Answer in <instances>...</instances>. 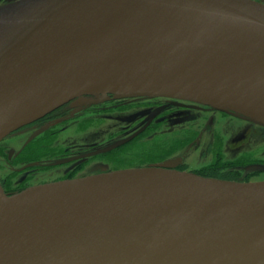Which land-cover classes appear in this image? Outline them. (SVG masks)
Returning <instances> with one entry per match:
<instances>
[{
    "label": "water",
    "instance_id": "obj_1",
    "mask_svg": "<svg viewBox=\"0 0 264 264\" xmlns=\"http://www.w3.org/2000/svg\"><path fill=\"white\" fill-rule=\"evenodd\" d=\"M84 95L165 97L264 126V5L23 0L0 7V141ZM0 264H264V181L175 160L0 185Z\"/></svg>",
    "mask_w": 264,
    "mask_h": 264
},
{
    "label": "flooded vegetation",
    "instance_id": "obj_2",
    "mask_svg": "<svg viewBox=\"0 0 264 264\" xmlns=\"http://www.w3.org/2000/svg\"><path fill=\"white\" fill-rule=\"evenodd\" d=\"M20 1L0 0V7ZM251 1L264 5V0ZM262 134L264 127L241 116L190 101L84 95L0 141V185L7 196H14L41 185L170 160L179 171L251 182L229 178L223 155L226 148H248ZM132 153L140 167L123 166ZM196 153L206 163L191 169Z\"/></svg>",
    "mask_w": 264,
    "mask_h": 264
},
{
    "label": "rangeland",
    "instance_id": "obj_3",
    "mask_svg": "<svg viewBox=\"0 0 264 264\" xmlns=\"http://www.w3.org/2000/svg\"><path fill=\"white\" fill-rule=\"evenodd\" d=\"M139 150L143 151V148H139ZM149 150H151V148L146 151ZM156 151H158V149H156ZM136 155V153H132L128 157L129 159L123 161V166L140 167L139 157H136ZM205 163L206 162L199 160L198 154L196 153L191 156L189 166L191 169H200ZM223 163L231 170L228 173L229 178L251 182L264 181V134L252 141L248 148H226L223 155Z\"/></svg>",
    "mask_w": 264,
    "mask_h": 264
}]
</instances>
